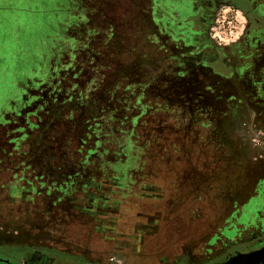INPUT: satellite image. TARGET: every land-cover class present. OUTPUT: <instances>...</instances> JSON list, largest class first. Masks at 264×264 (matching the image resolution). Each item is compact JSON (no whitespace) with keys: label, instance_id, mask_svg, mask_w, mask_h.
<instances>
[{"label":"rangeland","instance_id":"1","mask_svg":"<svg viewBox=\"0 0 264 264\" xmlns=\"http://www.w3.org/2000/svg\"><path fill=\"white\" fill-rule=\"evenodd\" d=\"M56 1L70 18L53 46L33 24L19 30L32 55L11 61L0 43V248L22 262L39 240L62 264L221 262L242 239L229 225L241 195L228 189L243 180L240 156L255 154V132L239 124L259 117L236 113L238 99L203 77L195 98L153 93L145 74L177 63L172 2L165 16L157 0ZM12 19L0 10V38ZM131 131L146 141L141 163Z\"/></svg>","mask_w":264,"mask_h":264},{"label":"crops","instance_id":"2","mask_svg":"<svg viewBox=\"0 0 264 264\" xmlns=\"http://www.w3.org/2000/svg\"><path fill=\"white\" fill-rule=\"evenodd\" d=\"M189 1L191 7L189 15L186 17L183 15L174 21V27L171 25L172 32L169 36L172 46L169 45V49L174 51L171 57L177 61L176 67L181 66L183 69L196 71L198 75L190 74V76L183 73L175 75L176 78L167 76L171 79L169 82H185L194 88V83L199 82L203 77L213 84L212 86L222 88L227 93H231L232 98L238 99L236 113L245 117H259L257 123L239 124L242 129L255 132V144H253L255 154L240 156V161L247 163L245 172L242 171L243 180L238 192L231 185L228 189L230 195H241L238 208L230 209L229 225L233 227L232 230L240 229L242 239L239 246L231 251L226 250L225 253H232L219 264H234L235 261H240L241 264H264V0H238L250 12L252 18L250 32L237 45L220 49L215 55L221 59L211 56L209 46L201 42L202 16H207L211 8L220 2L232 0ZM215 59L221 61L222 69L216 67L218 65L214 64ZM225 188L227 189L226 186ZM2 224L6 226L9 222ZM38 243L39 246L30 245L27 249L35 257L43 256L39 250L48 247L53 249L51 252L53 259L66 262V259L58 256L60 254L58 249L44 245L47 242L42 240ZM51 255L45 256L52 258Z\"/></svg>","mask_w":264,"mask_h":264},{"label":"trees","instance_id":"3","mask_svg":"<svg viewBox=\"0 0 264 264\" xmlns=\"http://www.w3.org/2000/svg\"><path fill=\"white\" fill-rule=\"evenodd\" d=\"M157 2L159 3V7H160L158 11L161 13V15L163 14L165 16L167 15L169 16L168 11L170 10V8H167L169 5L168 2H172L171 6H173L172 4L177 6L175 9L178 12L177 15L179 18H181L183 15L184 17H186V15L188 16L189 10L191 9V7H189L190 5L189 0H157ZM181 2H183V6L179 5ZM236 2L237 0H232V1H224L220 3H231V4L238 6ZM2 3H4L3 0L0 1V10H4L7 14H12L13 16L12 21H6L8 30L5 31V34L2 33L3 35L0 38V43L3 46L6 45L8 46V48H10V53H9L8 58L11 61H18L16 59H18V57H22L23 55L22 53L24 51H27V49L32 51L31 45H33V43L30 44L32 41H29L28 37H25V34H23L19 30L25 29L30 24H31V27L33 24L34 28L44 27L46 34L43 40L44 42H46L47 46L49 45L53 46L54 38H57V36L59 35L56 27L59 28L60 25L62 24L66 25V22H67L66 19L62 20L60 18L61 17H66L67 19L70 18V16L67 13L69 10H66L65 6H63V5L68 4V2L66 1H64V4L61 1H56V0H14V1L10 0V1H7V3H5L4 5ZM218 5L219 4H217V6ZM58 6H60V8H58ZM217 6L215 5L214 8L209 11L206 17L207 28L205 32L202 33V36H201L202 39L205 40V43L203 44L204 45L207 44V46H209L208 44H214V45L216 44L213 40L209 38L208 27H209L210 20L212 19ZM239 7L243 8L242 6H239ZM172 10L174 11V9ZM174 26L175 24L173 25V27ZM26 35L29 36L30 33ZM40 44L41 42L39 43V45ZM170 44L171 43H169V45ZM236 44H233L230 46H234ZM223 47H226V46H220V48H223ZM32 53L33 51L30 52L29 54L32 55ZM0 59H5V57L0 56ZM1 62H2V65H5L6 63L3 61ZM169 70L171 72L164 70L165 72L166 71L168 72V73H165L163 72V70H161L157 73L152 72L151 74H145V77H147L148 81L152 83L153 85V89H154L153 93L165 99L167 98L169 99L170 97L182 98V99L195 98L194 96L197 94V91L190 84H187L185 82H181V83H177L173 81L169 82V80L171 79H169L170 77H167V76H171V77L173 76V78H176L175 75L183 74L185 69H183V67L181 66L176 67L173 65V68L170 67ZM169 73H172V74H169ZM174 81H178V80L174 79ZM167 87H171V91L173 93L164 91L166 90ZM135 136L137 137V139H132V137H135ZM142 138L145 140L144 137ZM142 138H141V131H138V135L136 133L132 134V131L127 134L128 144L130 147L129 158L131 161L133 157L132 151L136 150L135 162L136 161L137 162L140 161V163L143 162L142 160L144 158L143 154L145 152L146 141L145 143H143Z\"/></svg>","mask_w":264,"mask_h":264},{"label":"built area","instance_id":"4","mask_svg":"<svg viewBox=\"0 0 264 264\" xmlns=\"http://www.w3.org/2000/svg\"><path fill=\"white\" fill-rule=\"evenodd\" d=\"M247 21L243 8L231 3H220L209 23V38L220 46L236 44L246 32Z\"/></svg>","mask_w":264,"mask_h":264},{"label":"flooded vegetation","instance_id":"5","mask_svg":"<svg viewBox=\"0 0 264 264\" xmlns=\"http://www.w3.org/2000/svg\"><path fill=\"white\" fill-rule=\"evenodd\" d=\"M244 11L246 12L247 17H248L247 29H246L245 34L243 35V37L241 38V40L238 43H240L242 40H244L246 38V36H248V34L250 32V25H251V22H252V18L250 16V12L248 10H246L245 8H244ZM231 253H229V254L225 253L224 254V258H223V260L221 262L225 261L226 257H228V255H231ZM0 255L11 258L17 264H62L60 261L53 259V257L49 258V257H47L45 255H43V256L39 255V256L35 257V255L31 254V256L29 258H27V260H24L23 262L20 261L18 258H16L15 255H13L10 252H7L5 250H2V249H0ZM221 262H214L213 264H219ZM71 264H76V263H71Z\"/></svg>","mask_w":264,"mask_h":264},{"label":"water","instance_id":"6","mask_svg":"<svg viewBox=\"0 0 264 264\" xmlns=\"http://www.w3.org/2000/svg\"><path fill=\"white\" fill-rule=\"evenodd\" d=\"M0 264H17V263L9 257L0 255ZM234 264H241V262L235 261Z\"/></svg>","mask_w":264,"mask_h":264}]
</instances>
